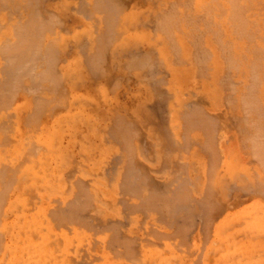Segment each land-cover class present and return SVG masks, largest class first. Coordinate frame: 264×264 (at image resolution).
I'll return each instance as SVG.
<instances>
[{"label": "rangeland", "instance_id": "rangeland-1", "mask_svg": "<svg viewBox=\"0 0 264 264\" xmlns=\"http://www.w3.org/2000/svg\"><path fill=\"white\" fill-rule=\"evenodd\" d=\"M0 225V264H264V0H0Z\"/></svg>", "mask_w": 264, "mask_h": 264}, {"label": "bare ground", "instance_id": "bare-ground-1", "mask_svg": "<svg viewBox=\"0 0 264 264\" xmlns=\"http://www.w3.org/2000/svg\"><path fill=\"white\" fill-rule=\"evenodd\" d=\"M22 2H23V1H22ZM83 2H84V1H83ZM85 2H86V0H85ZM87 3H88V2H87ZM34 4H35V3H34ZM41 4H42V3H41ZM41 4H40V5H41ZM95 4H96V3H95ZM30 7H31V6H30ZM25 9H27V6H26ZM39 9H40V8H39ZM109 9H111V8H109ZM29 10H31V9H29ZM104 10H105V9H104ZM161 11H162V10H161ZM161 11H160V12H161ZM31 12H33V11H31ZM103 12H104V11H103ZM169 12H170V11H169ZM21 13H22V12H21ZM158 13H159V12H158ZM156 14H157V13H156ZM161 14H162V13H161ZM57 15H58V14H57ZM164 15H166V14H164ZM168 15H169V17H170V13H168ZM153 16H154V15H153ZM155 16H156V15H155ZM166 17H167V16H166ZM156 18H157V17H156ZM159 18H160V16H159ZM160 19H162V17H161ZM169 19H171V18H169ZM149 20H150V19H149ZM175 20H176V19H175ZM175 20H173V21H171V22L174 23ZM142 21H143V20H142ZM176 21H177V20H176ZM57 22H58V21H57ZM160 22H161V21H160ZM167 22H168V21H167ZM171 22H170V23H171ZM152 23H153V22H152ZM168 24H169V23H168ZM191 24H192V23H191ZM194 24H195V23H194ZM1 25H3V24H1ZM172 25H173V24H172ZM192 25H193V24H192ZM167 26H168V25H167ZM174 27H175V24H174ZM176 28H177V27H176ZM178 29H179V28H178ZM155 30H156V29H155ZM176 30H177V29H176ZM161 31H162V30H161ZM164 32H165V31H164ZM168 33H169V32H168ZM172 33H173V32H172ZM165 35H166V34H165ZM170 35H172V34H170ZM13 36H14V35H13ZM101 36H102V35H101ZM156 36H157V35H156ZM167 36H168V35H167ZM173 36H174V34L172 35V37H173ZM169 37H170V36H169ZM111 38H112V37H111ZM111 38L109 39V41L111 40ZM199 38H200V37H199ZM7 39H8V38H7ZM168 39H169V38H168ZM170 39H171V38H170ZM203 39H204V38H203ZM8 40H9V39H8ZM24 40H25V39H24ZM31 40H32V39H31ZM197 40H198V38H197ZM25 41H26V40H25ZM107 41H108V40H107ZM109 41H108V42H109ZM173 41H174V40H173ZM199 41H200V39H199ZM199 41H198V42H199ZM32 42H33V41H32ZM52 42H53V41H52ZM171 42H172V40H171ZM190 42H191V41H190ZM203 42H204V41H203ZM30 43H31V42H30ZM56 43H57V42H56ZM168 43H169V42H168ZM173 43H175V42H173ZM173 43H171V44H173ZM192 43H193V42H192ZM195 43H196V42H194L193 44H195ZM11 44H12V43H11ZM31 44L34 45V43H31ZM36 44H37V43H36ZM46 44H47V43H46ZM49 44H50V42H49ZM57 44H58V43H57ZM13 45H14V44H13ZM35 46L37 47V45H35ZM35 46H32V47H35ZM52 46H53V45H52ZM56 46H58V45H56ZM94 46H95V45H94ZM102 46H103V45H102ZM175 46H176V45H175ZM29 47H30V45H29ZM29 47H28V48H29ZM32 47H30V48H32ZM36 47H35V48H36ZM104 47H105V45H104ZM108 47H110V45H109ZM173 47H174V45L172 46V48H173ZM47 48H48V47H47ZM36 49H37V48H36ZM36 49H35L34 52H36ZM51 49H52V48H51ZM96 49H97V48H96ZM99 49H100V48H99ZM101 49H103V48H101ZM179 49H180V48H179ZM32 50H33V48H32ZM38 50H39V49H38ZM40 50H41V48H40ZM106 50H107V49H106ZM177 50H178V49H177ZM177 50H176V51H177ZM207 50H208V49H207ZM25 51H27V50H25ZM174 51H175V50H174ZM179 51H180V50H179ZM19 52H21V51H19ZM104 52H105V51H104ZM36 54H38V52H36ZM39 54H40V53H39ZM58 54H59V53H58ZM93 54H94V53H93ZM176 54H177V52H176ZM179 54H180V52H179ZM34 55H35V54H33V56H34ZM177 55H178V54H177ZM43 56H44V55H43ZM46 56H48V55H46ZM105 56H106V55H105ZM22 57H23V56H22ZM38 57H39V56H38ZM38 57L36 56V58H38ZM44 57H45V56H44ZM28 58H29V57H28ZM41 58H42V57H41ZM45 58H47V57H45ZM96 59L98 60L99 58H96ZM144 59H145V58H144ZM20 61H21V60H20ZM20 61H19V62H20ZM30 61H31V60H30ZM37 61H38V60H37ZM41 61H42V60H41ZM100 61H101V60H100ZM104 61H105V60H104ZM140 61H141V60H140ZM142 61H143V60H142ZM35 62H36V60H34V63H35ZM143 62H144V61H143ZM143 62H142V63H143ZM27 63H28V61H27ZM27 63H26V64H27ZM32 63H33V61H32L31 63H29V64L31 65ZM42 63H43V62H42ZM42 63H41V64H42ZM53 63H54V62H53ZM90 63H91V62H90ZM94 63H95V62H94ZM94 63H93V64H94ZM96 63H98V61H96ZM17 64H19V63H17ZM21 64H22V63H21ZM46 64H47V66H48V62H46ZM51 64H52V63H51ZM87 64H88V63H87ZM144 64H145V63H144ZM36 65H37V64H36ZM44 65H45V64H44ZM88 65H89V68H90V64H88ZM97 65H98V64H97ZM121 65H122V64H121ZM27 66L29 67V65H27ZM91 66H92V65H91ZM93 66H94V65H93ZM128 66H129V64H128ZM128 66H127V68H129ZM135 66H136V64H135ZM16 67H17V66H16ZM19 67H21V66L19 65ZM49 67H50V66H49ZM131 67H132V66H131ZM139 67H140V65H139ZM141 67H142V65H141ZM21 68H22V67H21ZM21 68H20V69H21ZM25 68H26V66H25ZM37 68H38V67H37ZM54 68H55V67H54ZM12 69H13V68H12ZM23 69H24V68H23ZM26 69H27V68H26ZM45 69H46V68H45ZM45 69H44V70H45ZM94 69H95V68H94ZM96 69H97V68H96ZM102 69H103V68H102ZM151 69H152V68H151ZM25 71H27V70H25ZM32 71H33V70H32ZM21 72H22V70H21ZM21 72H20V73H21ZM23 72H24V71H23ZM100 72H101V70H100ZM100 72H99V73H100ZM24 73H26V72H24ZM27 73H28V72H27ZM27 73H26V74H27ZM29 73L31 74V70H29ZM39 73H41V72H39ZM46 73H47V72H46ZM92 73H93V72H92ZM43 74H44V73H43ZM18 75H19V74H18ZM18 75H17V76H18ZM27 75L29 76V74H27ZM59 75H61V74L59 73L57 76H59ZM104 75H105V74H104ZM37 76H38V75H37ZM43 76H45V75H43ZM46 76H48V75H46ZM19 77H20V75H19ZM33 78H34V76H33ZM24 79H25V78H24ZM29 79H30V78H29ZM47 79H48V78H47ZM50 79H51V78H50ZM30 80H32V79H30ZM33 80H34V79H33ZM55 80L58 81L57 78H55ZM59 80H60V79H59ZM52 81L55 82L54 79H53ZM16 82H17V81H16ZM22 82H23V81H22ZM32 82H33V81H32ZM34 83H36V82H34ZM51 84H52V83H51ZM60 84H61V82H60ZM37 87H38V86H37ZM39 87H40V86H39ZM43 87H47V86H43ZM54 88H55V86H54ZM41 89H42V88H41ZM42 93H43V92H41V94H42ZM49 94H50V92H49ZM51 94H52V93H51ZM54 94H55V92H54ZM54 96H55V95H54ZM52 100H53V99H52ZM40 101H41V100H40ZM40 101H39V102H40ZM48 101H49V100H48ZM49 102H50V101H49ZM39 104H41V102H40ZM47 105H48V104H47ZM40 106H41V105H40ZM43 106H44V105H43ZM45 106H46V105H45ZM55 107H56V106H55ZM41 109H42V108H41ZM51 109H54V108L52 107ZM39 111H40V110H39ZM43 112H44V111H43ZM0 226H1V225H0ZM1 249H2V247H1Z\"/></svg>", "mask_w": 264, "mask_h": 264}]
</instances>
